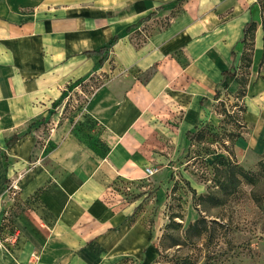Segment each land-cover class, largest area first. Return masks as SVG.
<instances>
[{"label":"crops","instance_id":"obj_1","mask_svg":"<svg viewBox=\"0 0 264 264\" xmlns=\"http://www.w3.org/2000/svg\"><path fill=\"white\" fill-rule=\"evenodd\" d=\"M249 20L256 28L241 103L264 134L257 0H0V264H126L141 254L139 203L115 182L177 157L186 133L211 116L215 89L235 93L238 82L222 71L239 70ZM115 36L99 65L91 52ZM71 97L85 99L73 113L100 127L94 138L104 150L69 122L53 128L47 151L22 137L7 146ZM16 174L23 204L41 192L15 213L6 183Z\"/></svg>","mask_w":264,"mask_h":264},{"label":"rangeland","instance_id":"obj_2","mask_svg":"<svg viewBox=\"0 0 264 264\" xmlns=\"http://www.w3.org/2000/svg\"><path fill=\"white\" fill-rule=\"evenodd\" d=\"M253 37L244 43L243 59L251 54ZM244 64L245 59L239 66L238 78L247 71ZM94 85L86 88L87 93ZM223 86L227 85L214 91L218 97L211 98V116L200 122L197 138L188 142L181 154L174 158L165 155L166 162L148 166L155 169L151 175L144 173L138 180L115 182L114 188L121 196L139 203L137 221L144 226L148 239L141 254L128 258L126 264H264V134H258L255 124L245 119L242 98ZM66 101H56L53 111L45 117L26 123L19 132L24 134L22 139H31L36 147L47 151L53 128L69 122L72 130L92 138L93 144L104 150L103 143L94 138L100 127H94L86 115L73 113L85 99L71 97ZM169 150L173 154L174 148ZM224 162L254 174L255 182L242 178L233 193H224L215 183L213 168ZM156 167L162 170L157 172ZM18 180L16 174L6 183L11 212L19 205H27L17 192ZM201 217L205 218L207 230L201 237L188 240V225ZM5 233H15L11 222L6 223ZM177 238L181 244L172 246Z\"/></svg>","mask_w":264,"mask_h":264},{"label":"trees","instance_id":"obj_3","mask_svg":"<svg viewBox=\"0 0 264 264\" xmlns=\"http://www.w3.org/2000/svg\"><path fill=\"white\" fill-rule=\"evenodd\" d=\"M257 1L260 3V6H261V10H262V28H264V0H257ZM144 20H146V18ZM255 28H256L255 22L253 20H249L244 25L243 36H242L241 42L245 43L246 39L251 38L252 35L254 36ZM116 38L117 37L115 36L107 45L99 48L98 50H94L93 52H91V54H95L96 53V54L101 55V57H100V59L98 61L99 65H102L104 59L108 55V51H109L110 47L113 45V42L116 41ZM262 38H264V37H262ZM242 55H243V53H242ZM242 55H241V61L245 59L244 67L247 69V71L245 72L244 76H242L241 78H238V71L235 70V67H234L233 64L228 69L222 71V76L223 77L235 78V80L238 82V88L235 91V94H238V96H240L241 98L246 93V85L248 83V78H247L246 75L249 76L248 68L250 67V63H251L252 51H251V54H250V56L248 58H244L243 59ZM262 64H264V53H262L260 66ZM217 95H218L217 93L214 94V99H216L218 97ZM198 127L194 131H191V132L189 131V132L186 133V137H187V141L188 142H192V141H194L197 138ZM23 136H24L23 133L12 135L7 140V146L10 147L11 145L16 143ZM238 136H239V134H237V137ZM262 165H264V164H262ZM213 168H214V172H215L214 176L216 178V182L215 183L218 186V188L221 189L226 194L233 193L235 191V189L238 187V185H239V183L241 181L240 179H242V178H244L248 183H251V184H253L255 182L254 174L248 173L241 166H235V165L231 164L230 162H224L222 165L214 164ZM39 192H41V191H39ZM39 192H36L30 199L26 200L25 203L28 205L29 202H31L32 199L39 194ZM253 196L255 198V201H257V203L259 205H261L260 204L261 201L258 200V198H257L258 196H256L255 193H253ZM215 199H217V198H215ZM19 209L23 210L24 207L19 205ZM137 209H138V206L135 208V211ZM15 213H16V210H15ZM3 219H4V217H3ZM1 228L2 227L0 226V230H1ZM206 230H207V225H206L205 218L201 217V218L195 220L194 222H192V223H190L188 225V227L186 229V238L188 240H191L193 236L201 237L202 234ZM180 244H181V240H179V238H177L172 243V246H177V245H180ZM177 264H189V263L188 262L187 263L178 262Z\"/></svg>","mask_w":264,"mask_h":264},{"label":"built area","instance_id":"obj_4","mask_svg":"<svg viewBox=\"0 0 264 264\" xmlns=\"http://www.w3.org/2000/svg\"><path fill=\"white\" fill-rule=\"evenodd\" d=\"M155 172V169H151L150 167L145 168V173L151 175Z\"/></svg>","mask_w":264,"mask_h":264}]
</instances>
